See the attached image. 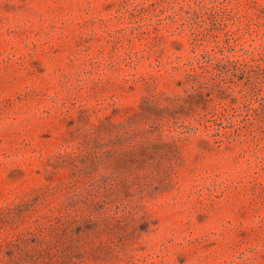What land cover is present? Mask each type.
Here are the masks:
<instances>
[{"label": "rangeland", "instance_id": "374dc122", "mask_svg": "<svg viewBox=\"0 0 264 264\" xmlns=\"http://www.w3.org/2000/svg\"><path fill=\"white\" fill-rule=\"evenodd\" d=\"M0 264H264V0H0Z\"/></svg>", "mask_w": 264, "mask_h": 264}]
</instances>
